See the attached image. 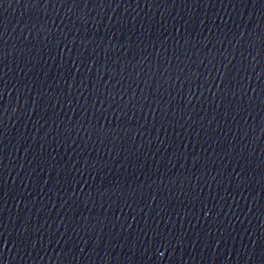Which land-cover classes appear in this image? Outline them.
Returning <instances> with one entry per match:
<instances>
[{
  "label": "water",
  "instance_id": "water-1",
  "mask_svg": "<svg viewBox=\"0 0 264 264\" xmlns=\"http://www.w3.org/2000/svg\"><path fill=\"white\" fill-rule=\"evenodd\" d=\"M0 264H264V0H0Z\"/></svg>",
  "mask_w": 264,
  "mask_h": 264
}]
</instances>
